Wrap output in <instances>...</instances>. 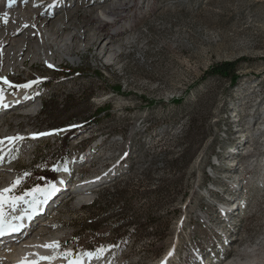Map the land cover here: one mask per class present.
I'll list each match as a JSON object with an SVG mask.
<instances>
[{"label":"rangeland","instance_id":"374dc122","mask_svg":"<svg viewBox=\"0 0 264 264\" xmlns=\"http://www.w3.org/2000/svg\"><path fill=\"white\" fill-rule=\"evenodd\" d=\"M107 6L132 13L134 28L102 31L72 51L74 62L28 59L9 74L12 92L34 93L40 108L0 119V141L12 146L0 189L17 176L15 195L39 187L38 205L63 175L68 187L102 178L93 200L64 199L68 189L50 198L55 211L38 214L52 217L61 252L73 253L58 261L91 252L92 264H264V133H254L264 122V0H136L134 10L89 13ZM66 9L75 26L90 21L85 7ZM106 42L115 61L103 55ZM241 57L236 85L206 76ZM30 131L37 138L23 136Z\"/></svg>","mask_w":264,"mask_h":264},{"label":"bare ground","instance_id":"6f19581e","mask_svg":"<svg viewBox=\"0 0 264 264\" xmlns=\"http://www.w3.org/2000/svg\"><path fill=\"white\" fill-rule=\"evenodd\" d=\"M45 1L58 2L60 0H0V78L3 81L6 78L11 84L9 86L4 82H0V89L1 85H3V88H8V90L4 89L5 93H7L6 95L0 92V110L4 109L5 106H11V108L16 109L23 108L26 114H30L40 108V105L35 103L36 99L31 103H22L19 101V98H12L11 95L13 87H17L18 83L11 82L9 74L13 71L25 70L27 68L26 60H46L49 65L64 59L74 62L79 60L81 56L72 51L74 49L82 48L81 50H83L87 48L90 40L96 37L99 38V34L102 31L107 30L108 34L116 35L127 32L135 26V19L132 13H125L120 18L118 15L113 16L111 14V9H108L109 6H107L108 10L102 11V8H99V11L93 15L89 13V10L97 8V6L102 7L106 4H111V8L116 12L134 10L136 0H105V3L98 0L92 3L82 0H68L69 2H64L65 8L63 9L60 6L59 8L55 6L52 9L51 5H42L41 3ZM126 1L130 2L128 7L124 4ZM79 5L87 9L88 12L85 11L83 16L90 19L83 27L81 26L82 28L74 25V20L69 17V9H66L68 6L73 12ZM98 23L101 25H97ZM108 42H106L108 48L106 47L103 55L107 62H112L115 61L119 54L116 46H110ZM100 45H102V42ZM18 90L23 91L22 89ZM14 94H16V91ZM260 125L263 126L258 125L256 131L264 127V122ZM23 136L29 137L26 134ZM6 171L10 170L6 169ZM61 179L55 191H50L49 199L43 203H39L35 211L33 209L23 211L19 206L17 211L13 213V215L16 214L24 217L22 221L17 222L22 225V228L18 232L0 237V264H27V262L38 259L35 255H32L34 253H39L40 256H52L56 254L51 249L36 246L56 242L58 237L63 233V230L51 223V216L41 220H38L37 216L49 209H51V211L49 210V214L55 211L57 206L55 204L56 201L53 200L50 203L51 197L57 194L59 197L66 190L78 187V183L69 187L66 186L64 175L61 176ZM101 180L102 178L95 179L93 184H91L89 179L84 180L83 183L88 186V190L75 189L71 192L69 191L70 193L64 195V199L73 195L79 202L92 200V191L100 185L97 183ZM58 197L55 199H58ZM29 217L31 218L29 219ZM4 237L7 239L3 240L2 238ZM25 258H27V262ZM61 259L64 258L53 260L54 264H64L65 261H58ZM88 259V255L81 258V264ZM47 262L40 261V264H46ZM228 264L234 263L230 261Z\"/></svg>","mask_w":264,"mask_h":264},{"label":"snow or ice","instance_id":"6c2138e0","mask_svg":"<svg viewBox=\"0 0 264 264\" xmlns=\"http://www.w3.org/2000/svg\"><path fill=\"white\" fill-rule=\"evenodd\" d=\"M4 83L11 86L10 82L4 79ZM30 85H25V87H28ZM0 92H2V89H0ZM41 135H49V133L41 134ZM17 139H23L22 137H11L9 140H17ZM3 141H0V144H2ZM28 175V174H26ZM23 183V180L21 178H17L10 187L4 188L0 190V237L10 235L11 233L18 232L21 230L22 225L20 223H17L19 221H22L24 219L21 215H13L19 208L21 204H31L33 210H36V198L35 193L41 192L42 190L39 187H36L30 191L24 192L22 195H15L16 189ZM52 190L55 191V187L52 186ZM26 197H33L32 200H26ZM26 211V210H25ZM31 217H29L30 219ZM36 247H43L46 249H51L56 253V250L60 248V243L58 241L52 242L45 245H38ZM100 251H103L102 249ZM32 255H35L38 259L27 262V258H25V261L27 264H40V261H48L49 264H51V261L58 259V258H71L73 256V253L71 251L65 252V253H56L52 256H40L39 253H34ZM88 256H92L93 253L89 252L86 253ZM69 264H81L79 259H70Z\"/></svg>","mask_w":264,"mask_h":264},{"label":"trees","instance_id":"16d2710c","mask_svg":"<svg viewBox=\"0 0 264 264\" xmlns=\"http://www.w3.org/2000/svg\"><path fill=\"white\" fill-rule=\"evenodd\" d=\"M245 59H246L245 57H241L236 60L221 61L216 64H213L211 67L208 68L206 72V76H209V75L219 76V77L229 80L231 85H236L239 82V78H240V75L238 73V64ZM47 81L48 80L46 78L44 80H40L39 83L41 85H44L45 83H47ZM116 89L121 91L120 86H116ZM99 115H100V112L96 113L93 119L94 120L98 119Z\"/></svg>","mask_w":264,"mask_h":264}]
</instances>
